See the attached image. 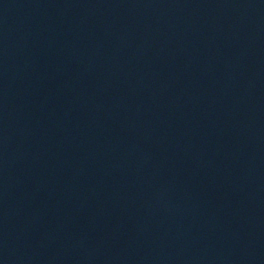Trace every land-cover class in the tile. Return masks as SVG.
Segmentation results:
<instances>
[{
    "label": "water",
    "instance_id": "95a60500",
    "mask_svg": "<svg viewBox=\"0 0 264 264\" xmlns=\"http://www.w3.org/2000/svg\"><path fill=\"white\" fill-rule=\"evenodd\" d=\"M0 264H264V0H0Z\"/></svg>",
    "mask_w": 264,
    "mask_h": 264
}]
</instances>
